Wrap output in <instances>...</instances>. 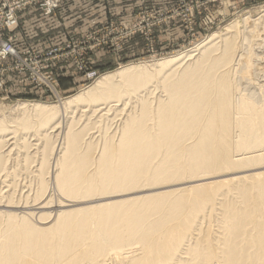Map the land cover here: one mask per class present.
I'll list each match as a JSON object with an SVG mask.
<instances>
[{"label": "bare ground", "instance_id": "obj_1", "mask_svg": "<svg viewBox=\"0 0 264 264\" xmlns=\"http://www.w3.org/2000/svg\"><path fill=\"white\" fill-rule=\"evenodd\" d=\"M238 34L0 115V264H264V95L239 87L263 52Z\"/></svg>", "mask_w": 264, "mask_h": 264}, {"label": "rangeland", "instance_id": "obj_2", "mask_svg": "<svg viewBox=\"0 0 264 264\" xmlns=\"http://www.w3.org/2000/svg\"><path fill=\"white\" fill-rule=\"evenodd\" d=\"M2 1L0 0V5ZM30 1V4L16 13L17 26L15 29L0 27V39L4 41L10 39L19 51H32L38 55L54 47L66 48L68 52L65 51L63 56L58 59L46 60L41 57L44 62L48 63L49 71L52 74V82L55 84L61 98L64 99L90 85H94L99 77L101 78L104 74L125 66L152 64L159 60L173 58L182 61L187 55H199V48L202 43H219L222 36L224 37L232 32L238 33L239 31L238 36L240 37H238V40H240V46L242 45L241 51L245 52L246 49L256 43V46L253 47L256 51L258 50L257 55L262 52L261 56L264 55V42L262 41L264 40V27L262 26L264 25V0H109L107 4H101L102 12H106L96 19L90 16L92 7L88 6L86 8L87 5L81 4L80 11H85L88 17L80 18V31H75V29L69 27L66 35L60 33V18L57 14L65 0H61L59 6L51 13H47L46 9L37 0ZM104 6L107 7L106 10L103 9ZM26 13L30 16L27 17L24 24ZM51 16H54L53 21L55 22H52L57 24L56 27H54L55 25L51 26V20L45 19ZM56 17L57 19H54ZM20 25L21 32L18 36L16 32L20 29ZM244 25L248 27L244 28ZM253 26L255 29L252 28ZM253 29L257 31L256 35ZM261 31L262 33H260ZM244 32L245 34L248 33L249 36H252L253 33L255 37H252L261 41H255L251 37L252 44L249 40L250 37L248 34L244 35ZM45 34L46 44L38 47L29 45L32 42L31 38L39 40L41 39L39 37ZM257 35L262 36L258 38ZM246 36H248V39ZM241 38H244L245 43L244 40L241 42ZM17 40L22 42V45H18ZM247 40L251 42L250 46H248L250 43L248 44ZM261 56L260 58L256 57L254 63L252 61V74L256 75L252 78L253 81L250 84L247 83L248 87L244 88V85H247L244 80L245 83L243 82V85H241L242 81H239V78L236 79V82L238 81V84H240L239 87L242 86L240 90H243L242 93L244 94L249 92L251 94V87H253L254 94L264 95V73L261 72L262 69L264 70V61H262L264 57ZM257 59L258 61L261 60L260 64H258ZM6 62L15 66V58H9ZM256 64L261 68L258 69ZM90 71H96L97 75L90 78L88 75ZM75 78H80V82L75 83ZM4 80V87L0 88V115H9L12 108H15L20 101L46 104L60 103L59 100L61 99L53 95L54 93L48 87L38 85L32 79H29L28 73L23 70L9 71ZM156 91L157 93L154 92L155 95L162 94L160 89ZM90 114L91 112L87 115ZM77 115L80 117L79 111ZM24 176V174L19 175L20 178L18 177L17 180L20 179V182H17L20 185H18L19 188L24 185L22 189L25 191L19 194L22 189L16 187V191L19 190L17 191V198H21L20 201L17 200L18 204L14 203L15 205H12L30 208L34 199L32 198L33 194H29L28 187H25L29 184V180L27 182L28 176H25L24 182L21 180V177ZM54 189V186L48 187L47 191L53 195L54 199L52 198L53 203L51 200V207H47L49 205L47 204L45 211H41L42 213H49L53 209L52 207H55L63 199L58 196L59 194L54 193ZM27 193L31 196H28V201L24 197H27ZM56 196H58V199ZM58 200L60 201L58 202ZM24 202L27 203V206H24ZM29 204L30 206H28ZM19 210L16 212L27 211L26 213H33V216L35 214L39 215L40 212L36 209L37 213H34L35 209L31 208L29 210L32 211ZM35 217L37 218V216Z\"/></svg>", "mask_w": 264, "mask_h": 264}, {"label": "built area", "instance_id": "obj_3", "mask_svg": "<svg viewBox=\"0 0 264 264\" xmlns=\"http://www.w3.org/2000/svg\"><path fill=\"white\" fill-rule=\"evenodd\" d=\"M37 1L46 9L47 13H51L59 6L61 0ZM30 2V0H3L0 5V27L15 29L17 26L16 13L30 4ZM0 45V88L4 87L5 75L9 71L23 70L28 73L29 79H32L38 85L48 87L54 93L53 95H58L56 86L52 82L49 65L41 57L46 60L58 59L63 56L65 51L68 52L66 48L54 47L38 55L32 51H19L10 39L7 41L0 39ZM9 58H15V66L6 62ZM88 73L90 78L97 75L96 71H90Z\"/></svg>", "mask_w": 264, "mask_h": 264}, {"label": "crops", "instance_id": "obj_4", "mask_svg": "<svg viewBox=\"0 0 264 264\" xmlns=\"http://www.w3.org/2000/svg\"><path fill=\"white\" fill-rule=\"evenodd\" d=\"M108 2H109V0H65V2L62 4L61 8L57 11L58 12L57 14L59 15V18H60V22H59V24L61 26L60 33L63 35H66V32H68L69 27H71V29H75V31H80V18H87L88 17V15L85 14V11L84 12L80 11V5L81 4L87 5L86 8H88V6L92 7L91 8L92 10L90 11V13H91L90 16L93 19H96V18H100L101 15L104 12H106V11L102 12L101 4L105 5ZM103 9L106 10L107 7L104 6ZM29 16L30 15L28 13H26V18L24 20V24L26 23V19ZM53 17L54 16H51V17H48L45 19L51 20V22H50L51 26L55 25L54 27H56L57 24L56 23L53 24V22H55V21H53ZM54 19H57V17ZM20 32H21V25H20V29H18V31L16 32L18 34V36L20 35ZM39 38H41V39L38 40L36 38L35 39L31 38L32 42H30L29 45H32L33 47H38V46L46 44V42H47L46 34L39 37ZM16 43L18 45H22V42H19V40H17ZM79 80H80V78H77V79L75 78L74 82L79 83L80 82Z\"/></svg>", "mask_w": 264, "mask_h": 264}]
</instances>
